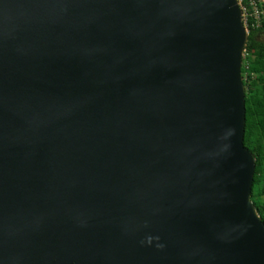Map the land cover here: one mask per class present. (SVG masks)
Returning a JSON list of instances; mask_svg holds the SVG:
<instances>
[{
  "label": "water",
  "instance_id": "95a60500",
  "mask_svg": "<svg viewBox=\"0 0 264 264\" xmlns=\"http://www.w3.org/2000/svg\"><path fill=\"white\" fill-rule=\"evenodd\" d=\"M237 0H0V264H264Z\"/></svg>",
  "mask_w": 264,
  "mask_h": 264
},
{
  "label": "trees",
  "instance_id": "16d2710c",
  "mask_svg": "<svg viewBox=\"0 0 264 264\" xmlns=\"http://www.w3.org/2000/svg\"><path fill=\"white\" fill-rule=\"evenodd\" d=\"M254 23L253 18L248 19L247 56L241 68L245 87L243 144L255 160L250 200L264 223V200L258 196L264 186V16L258 26Z\"/></svg>",
  "mask_w": 264,
  "mask_h": 264
},
{
  "label": "built area",
  "instance_id": "2783aa9c",
  "mask_svg": "<svg viewBox=\"0 0 264 264\" xmlns=\"http://www.w3.org/2000/svg\"><path fill=\"white\" fill-rule=\"evenodd\" d=\"M241 3V0H239ZM242 12V22L245 28L248 26V19L253 18L255 26L259 25V20L264 16V0H248V5H240Z\"/></svg>",
  "mask_w": 264,
  "mask_h": 264
},
{
  "label": "clouds",
  "instance_id": "9594fccd",
  "mask_svg": "<svg viewBox=\"0 0 264 264\" xmlns=\"http://www.w3.org/2000/svg\"><path fill=\"white\" fill-rule=\"evenodd\" d=\"M237 3H238V6H239V8H240V10H241V7H240V5L242 4V5H248V0H247V3L246 4H244L243 3V0H241V3H239V0H237ZM241 14H242V12H241ZM241 17H242V15H241ZM242 24H243V22H242ZM244 26V25H243ZM245 28V27H244ZM246 29V32H247V35H248V26H247V28H245ZM247 56V51H246V49L244 48V50H243V52H242V57H241V68H242V66L244 65L243 63H244V59H245V57ZM241 76H242V74H241ZM244 78H243V76H242V80H243Z\"/></svg>",
  "mask_w": 264,
  "mask_h": 264
},
{
  "label": "rangeland",
  "instance_id": "374dc122",
  "mask_svg": "<svg viewBox=\"0 0 264 264\" xmlns=\"http://www.w3.org/2000/svg\"><path fill=\"white\" fill-rule=\"evenodd\" d=\"M258 196H259L261 199L264 200V186L261 187V191H260V193L258 194Z\"/></svg>",
  "mask_w": 264,
  "mask_h": 264
}]
</instances>
